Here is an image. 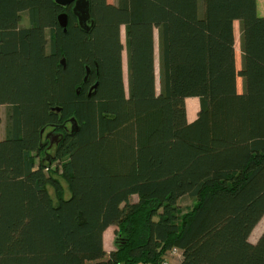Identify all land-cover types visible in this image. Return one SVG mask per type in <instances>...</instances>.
Masks as SVG:
<instances>
[{
    "label": "trees",
    "instance_id": "trees-1",
    "mask_svg": "<svg viewBox=\"0 0 264 264\" xmlns=\"http://www.w3.org/2000/svg\"><path fill=\"white\" fill-rule=\"evenodd\" d=\"M89 1L86 33L56 0H0V264H174L175 250V264H264V232L250 240L264 217L257 1ZM187 97L200 99L191 123ZM43 129L59 134L48 161ZM185 196L197 201L187 213Z\"/></svg>",
    "mask_w": 264,
    "mask_h": 264
},
{
    "label": "rangeland",
    "instance_id": "rangeland-1",
    "mask_svg": "<svg viewBox=\"0 0 264 264\" xmlns=\"http://www.w3.org/2000/svg\"><path fill=\"white\" fill-rule=\"evenodd\" d=\"M113 2H117V0H110ZM257 1V6H256V11L258 16H264V0H256ZM199 5H200V9L203 8V0H199ZM22 17V21L21 24L23 26H28L29 25V20H28V15L27 12H24ZM234 35L236 36V41H235V47H236V60H237V69L240 70L242 68V50L240 48V40H241V36H240V24L239 21H235L234 22ZM121 38L123 43L125 44V28L122 27L121 28ZM155 45H156V59H155V66H156V87L159 90L160 86V76L159 74V48H158V32L156 31V35H155ZM123 71H124V82L125 85H128V70H127V52L126 50H124L123 52ZM237 84H238V91L239 92H243V79L242 77H238L237 79ZM190 103V101H189ZM7 111L8 108L6 106H2L0 105V137L4 138L5 134H6V125H7ZM54 154V147L49 151V155L44 154V158L46 161L47 157L49 156L50 158L53 157ZM58 163L55 162L53 164V167L56 166ZM62 183L64 185V187H67V184L65 183L64 180H62ZM133 201H137L138 197L137 196H133L132 197ZM196 198H193L191 196H185L182 199L179 200L178 202V206L180 207L182 212H188L190 211L193 206L196 204ZM116 231V230H115ZM115 231H113L112 229L109 230L108 236H107V240H108V247L111 248V251L115 250ZM264 232V217L263 219L256 225V228L252 231V234L250 235V240L251 242H257L259 240V237L261 236V234ZM173 256H170L169 258V262L170 263H178L179 259H180V253L177 251L175 253H173Z\"/></svg>",
    "mask_w": 264,
    "mask_h": 264
},
{
    "label": "water",
    "instance_id": "water-1",
    "mask_svg": "<svg viewBox=\"0 0 264 264\" xmlns=\"http://www.w3.org/2000/svg\"><path fill=\"white\" fill-rule=\"evenodd\" d=\"M56 3L62 8H68L71 6V12L73 16L77 19V23L80 29L86 33H90L92 31V29L95 26V21L92 18L91 5L89 0H56ZM58 21L60 26L64 28V31L66 32L69 23V14L67 12H62L58 16ZM60 63L64 67H66V59L64 57L62 58ZM90 71H91L90 67H87V74L84 78V82H87ZM97 88H98V82H96L91 86L88 96L90 97L93 93H95ZM54 110L61 111V108L56 107L54 108ZM69 121L71 122L72 125L71 126L72 132L78 131L80 129L75 118H71ZM44 131L45 129L42 130V134L44 133ZM52 133L53 132L47 134L46 139L50 138ZM51 143H53L52 139H51Z\"/></svg>",
    "mask_w": 264,
    "mask_h": 264
},
{
    "label": "crops",
    "instance_id": "crops-1",
    "mask_svg": "<svg viewBox=\"0 0 264 264\" xmlns=\"http://www.w3.org/2000/svg\"><path fill=\"white\" fill-rule=\"evenodd\" d=\"M189 101H190V103H189ZM199 111H200V99H199V97H187L186 98V114H187V120H188L187 122L191 123V122L195 121L198 117ZM1 139H3V138L0 137V140ZM110 229L115 231L117 228L115 226H111L104 233V248L108 252L111 251V248L108 247L109 242L107 240V236H108Z\"/></svg>",
    "mask_w": 264,
    "mask_h": 264
},
{
    "label": "flooded vegetation",
    "instance_id": "flooded-vegetation-1",
    "mask_svg": "<svg viewBox=\"0 0 264 264\" xmlns=\"http://www.w3.org/2000/svg\"><path fill=\"white\" fill-rule=\"evenodd\" d=\"M90 88H91V87H90ZM52 130H53V129L45 130L44 133H43V137H44L45 142H48V143H49V145H48V147H47V150H48V151H50V150L55 146V144L58 142V139H59V134H58V132H54V131H52ZM51 132H53V133L51 134V137L48 138V139H46L47 134H49V133H51ZM51 139L53 140V143H51ZM44 144H45V143H44ZM48 151H47V152H48Z\"/></svg>",
    "mask_w": 264,
    "mask_h": 264
},
{
    "label": "built area",
    "instance_id": "built-area-1",
    "mask_svg": "<svg viewBox=\"0 0 264 264\" xmlns=\"http://www.w3.org/2000/svg\"><path fill=\"white\" fill-rule=\"evenodd\" d=\"M177 252V250H175L173 253Z\"/></svg>",
    "mask_w": 264,
    "mask_h": 264
}]
</instances>
